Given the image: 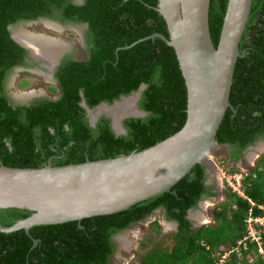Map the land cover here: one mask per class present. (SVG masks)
Masks as SVG:
<instances>
[{"label":"trees","instance_id":"trees-1","mask_svg":"<svg viewBox=\"0 0 264 264\" xmlns=\"http://www.w3.org/2000/svg\"><path fill=\"white\" fill-rule=\"evenodd\" d=\"M158 0H0V163L37 168L113 158L142 150L179 131L186 120V88L174 62L173 49L160 38L119 47L154 33L168 37L165 21L154 10ZM148 4L150 7L145 6ZM227 0H210L209 30L217 46ZM49 18L83 24L85 60L64 59L56 73L57 100L35 98L28 104L10 100L5 80L14 68L26 65L27 51L11 38L9 27ZM227 109L216 134L218 144L233 147L229 162L264 139V0H253L244 30ZM24 75L30 76L27 72ZM144 84L137 106L142 118L122 121L125 135L116 136L101 116L91 127L89 108L113 103ZM21 83L20 86H24ZM55 91V89H51ZM244 165V164H243ZM206 167L196 164L170 192L127 210L4 234L0 232V264H111L119 232L163 209L177 224L166 249L149 250L141 264H264V226L256 224L259 240L247 235L246 220L264 218V157L246 171L227 163V174H241L242 196L224 184V200L208 208L210 222L194 228L187 218L203 197H216L206 185ZM4 226V225H2ZM155 231L161 227L152 224ZM9 227V226H4ZM246 238V239H245ZM32 239H38L33 247ZM244 244L238 245V241ZM238 246L239 251H235ZM235 252L229 253L230 250ZM260 250L262 252H260ZM248 256L253 257V261Z\"/></svg>","mask_w":264,"mask_h":264},{"label":"water","instance_id":"water-1","mask_svg":"<svg viewBox=\"0 0 264 264\" xmlns=\"http://www.w3.org/2000/svg\"><path fill=\"white\" fill-rule=\"evenodd\" d=\"M252 2L227 0L215 47L209 30L210 0H158L154 10L165 21L168 37L154 33L117 48L115 53L154 38H160L173 49L176 71L186 88V120L182 128L150 147L108 159L65 166H53L49 159L37 168L7 167L0 163V232L24 230L29 235L31 228L70 221L80 223L85 218L121 212L170 192L196 164L206 167V158L219 145L216 134L227 109L236 112L229 97L238 58L245 57L240 47ZM10 36L32 58L51 68V63L46 64L13 33ZM144 89L142 84L136 92L111 104L102 102L95 108H89L83 101L89 125L94 127L102 115L93 117L95 109L114 107L131 98L132 113L123 116L104 113L110 119L113 133L125 135L122 120L146 116L137 106ZM32 241L36 247L39 240Z\"/></svg>","mask_w":264,"mask_h":264},{"label":"rangeland","instance_id":"rangeland-1","mask_svg":"<svg viewBox=\"0 0 264 264\" xmlns=\"http://www.w3.org/2000/svg\"><path fill=\"white\" fill-rule=\"evenodd\" d=\"M49 21L53 22V19L44 18L35 21L18 22L11 26L10 31L13 34L17 32L25 36L28 35V37L33 40L36 39L38 44H41V46L52 53V64L61 58L65 52L76 60H85L87 58L86 46L84 43L86 26L83 25L82 42L81 26L74 25L70 22L63 24L53 22L60 27L58 29L54 27V29L52 26L46 24V22ZM37 66L35 71L29 67H24V69L17 67L12 69L7 75L5 80L6 93L10 99H16L15 103L24 104L37 97L52 99L59 95V93H56L54 97L47 93V87L49 88L53 85V87L57 88V86L54 85L49 70H44L39 73L40 71L38 69L43 67V64L40 63V65ZM21 71H27L30 76L24 75ZM21 83H25V85L20 86ZM58 90L59 89H57V91ZM88 119H90L89 116ZM116 120H118V117H116ZM115 127L117 128V124ZM249 151L252 152L250 153L251 157L248 158L247 163L244 165L240 163H230L227 148L225 146L218 145L211 151L210 155L206 158L208 163L206 166V180L213 186L212 188L217 193V196L205 197V200L202 201V203H204L202 204V206L204 205L203 208L196 207L191 210L192 213L190 214L192 216L190 219L197 220V224H194V228L197 229L209 223L208 207H213L223 202L224 191L222 186L223 183L226 184V177L229 175L225 171L227 163L230 167L235 166L240 168L242 172H246L259 157H264V139L258 140L249 148ZM200 215L204 216L205 221L199 218ZM154 221L160 225V230L155 231V227L151 224ZM202 223L205 224L200 225ZM247 227L250 234L255 235L256 231L251 225L249 224ZM176 229L177 226L173 222L166 220L164 211L161 208L154 211L147 218L115 235L120 245L112 264H141L142 259L149 250L158 248L166 249L170 247L172 244L170 237L176 232ZM248 258L249 260H254L253 257L248 256Z\"/></svg>","mask_w":264,"mask_h":264},{"label":"flooded vegetation","instance_id":"flooded-vegetation-1","mask_svg":"<svg viewBox=\"0 0 264 264\" xmlns=\"http://www.w3.org/2000/svg\"><path fill=\"white\" fill-rule=\"evenodd\" d=\"M82 1L83 0H73V2L75 3V4H80V3H82ZM53 22H55V23H59V24H63V23H61V22H59V21H57V20H53ZM47 23H50V22H47ZM46 23V24H47ZM54 25V24H53ZM74 25H77V26H81L82 28H81V39H82V42H83V24H77V23H74ZM54 26H57V25H54ZM58 27V26H57ZM59 28V27H58ZM86 30V29H85ZM37 52H39V49H37ZM87 52V51H86ZM28 53V52H27ZM52 54V53H51ZM41 57H44L45 59V61H47L48 63H51L52 64V61H51V57H52V55H50V58H46L45 56H43V55H41ZM69 59L70 58V60H76V59H74L70 54H67L66 52L64 53V55L61 57V58H59L56 62H54L52 65H51V68H47V67H45V66H43V67H41V68H39L38 70L39 71H44V70H46V71H48L49 70V74L51 75V78H52V81H53V83H54V85L55 86H57V88H55V87H53V85H51V87H47V89H46V91H47V93H49V94H51L52 96H54L56 93H59V95L56 97V98H52V100H57L58 98H59V96H60V92H58V91H60V89H59V86H58V83H57V80H56V73H57V71H58V68H59V66L61 65V63H62V61L64 60V59ZM83 60V59H82ZM76 61H78V60H76ZM25 63H26V65H23V66H21L20 68L21 69H24V67H29L30 69H32V70H34L35 71V69H37V65H40V61H37V60H35L34 58H32L29 54H27V56L25 57ZM40 67V66H39ZM21 72H27V71H21ZM55 89V91H52L51 89ZM57 89H59L58 91H57ZM22 97V96H21ZM55 97V96H54ZM23 98H24V96H23ZM38 98V97H37ZM39 98H44V97H39ZM47 99H49V98H47ZM11 101H13V102H15V100L16 99H10ZM33 100V99H32ZM32 100H30V101H32ZM30 101H28V102H26V103H24V102H22V103H24V104H28ZM138 102V101H137ZM80 105L83 107V100L81 101V103H80ZM97 110H98V108L97 109H95V113L97 112ZM132 111H133V109H132ZM103 115V114H102ZM92 116L94 117V114H92ZM105 116V115H104ZM101 117V116H100ZM99 117V118H100ZM98 118V119H99ZM123 121V120H122ZM88 122H89V119H88ZM122 123V122H121ZM89 124H90V122H89ZM95 126V125H94ZM122 126H123V124H122ZM256 143V142H255ZM254 143V144H255ZM254 144H252L251 146H253ZM219 145H221V146H225L226 148H227V152H228V155H230V153H231V151H233V147H231L230 145H228V144H219ZM251 146H248L246 149H244L241 153V157L238 159V161H237V163H240L241 165H243V164H246L247 163V161H248V149L251 147ZM250 157H251V155H250ZM205 174H206V171H205ZM206 185L207 186H210V187H213L211 184H209V182H207V180H206ZM204 198V197H203ZM190 220V219H189ZM191 222H192V224H193V227H194V224H197V220H190ZM195 222V223H194ZM113 240H114V242L116 243V251H115V254L118 252V249H119V245H120V243H119V241H118V239H116L115 237L113 238ZM115 254H114V258H115ZM111 264L113 263V260L110 262Z\"/></svg>","mask_w":264,"mask_h":264},{"label":"bare ground","instance_id":"bare-ground-1","mask_svg":"<svg viewBox=\"0 0 264 264\" xmlns=\"http://www.w3.org/2000/svg\"><path fill=\"white\" fill-rule=\"evenodd\" d=\"M53 24L54 23H51V22L47 23V25L52 26L53 28L55 27V28L58 29L59 26L57 25L58 26L57 27V26H54L56 24H54V25ZM13 35L18 41H20L24 45L32 48L34 50V52L38 55V57L41 58L46 64H48V62L44 60L45 58L41 57V55L45 56L46 58H50L51 52L48 51L43 46H41V44H38L36 39L33 40L30 37H28V35L25 36V35H22L21 33H17V32H15ZM37 49H39L40 53L37 52ZM133 104H134V101L131 98H127V99L119 102V104L114 106V107L101 106V107L98 108L96 113H95V110H94V112L92 114H94V117L96 115H100V114H104V113H108L110 115L117 114V115H122L123 116L124 114H129V113L133 112L132 111V109H133L132 105ZM249 157H250V154H249ZM199 218L200 219L202 218L201 220L205 221L204 216L200 215ZM202 224H204V223H202Z\"/></svg>","mask_w":264,"mask_h":264},{"label":"built area","instance_id":"built-area-1","mask_svg":"<svg viewBox=\"0 0 264 264\" xmlns=\"http://www.w3.org/2000/svg\"><path fill=\"white\" fill-rule=\"evenodd\" d=\"M241 174L240 173H235V174H229L227 177H226V184L231 187L234 191H236L237 193H239L240 196H242V193L240 191V186H241ZM248 225L250 224L251 227L256 231L255 235H251L250 232L248 231V227H247V235L248 237H251L252 240H259V232L260 230H257V228L255 227L256 224H259V225H262L264 226V218H260V219H252V218H249L248 219ZM246 239V238H245ZM240 244H244V240H240L238 241V245ZM235 251H239V248L238 246L236 247ZM234 249L233 250H230L229 253H232V252H235ZM226 258V255H224L222 257V259L220 260V263H222L224 261V259ZM220 263H217V264H220Z\"/></svg>","mask_w":264,"mask_h":264},{"label":"clouds","instance_id":"clouds-1","mask_svg":"<svg viewBox=\"0 0 264 264\" xmlns=\"http://www.w3.org/2000/svg\"><path fill=\"white\" fill-rule=\"evenodd\" d=\"M94 108H95V107H94ZM101 116H104V114L101 115ZM87 118H88V117H87ZM251 147H252V146H251ZM251 147H250V148H251ZM248 151H249V149H248ZM250 153H252V152L249 151L248 154H247V155H248V158H250V157H249V154H250ZM224 184H225V183H223V186H222L223 188H224ZM226 185H227V184H226ZM240 191H241V190H240ZM237 194H239V193H237ZM203 200H205V197L202 198V199L197 203V207H202V208L204 207V205L202 206V204H204V203H202ZM205 207H206V206H205ZM211 207H212V206H211ZM208 208H209V207H208ZM159 209H160V208H159ZM156 210H158V209H156ZM156 210H155V211H156ZM162 210H163V209H162ZM191 210H193V209H190V210L188 211V213H187V218H188V219H190V217L192 216V215L190 214V213H192ZM207 211H208V209H207ZM153 212H154V211H153ZM153 212H152V213H153ZM152 213H151V214H152ZM151 214H150V215H151ZM150 215H149V216H150ZM146 218H147V217H146ZM249 218H252V217L249 216V217L247 218V220H246L247 225H248V222H247V221H248ZM144 219H145V218H144ZM193 219H194V218H193ZM166 220H167V219H166ZM190 220H191V219H190ZM141 221H142V220H141ZM139 222H140V221H139ZM154 222H155V221H154ZM154 222H153V223H154ZM171 222H172V221H171ZM137 223H138V222H137ZM153 223H151V224H153ZM173 223L177 226V224H176L175 222H173ZM204 224H205V223H204ZM207 224H208V223H207ZM200 225H203V224H200ZM198 227H199V226H198ZM176 230H177V229H176ZM260 252H262V251L260 250ZM216 264H217V263H216Z\"/></svg>","mask_w":264,"mask_h":264}]
</instances>
